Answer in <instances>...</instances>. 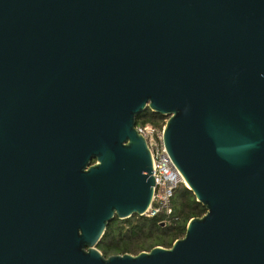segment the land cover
<instances>
[{"label": "water", "instance_id": "obj_1", "mask_svg": "<svg viewBox=\"0 0 264 264\" xmlns=\"http://www.w3.org/2000/svg\"><path fill=\"white\" fill-rule=\"evenodd\" d=\"M146 108L206 211L105 257L152 202ZM0 264H264V0H0Z\"/></svg>", "mask_w": 264, "mask_h": 264}, {"label": "trees", "instance_id": "obj_2", "mask_svg": "<svg viewBox=\"0 0 264 264\" xmlns=\"http://www.w3.org/2000/svg\"><path fill=\"white\" fill-rule=\"evenodd\" d=\"M165 120L166 116L146 108L137 115L136 124L161 128ZM171 206L173 211L167 218L163 213L154 216L133 214L124 219L115 216L107 224L97 248L108 257L123 253L137 254L154 246L170 247L175 239L184 235L188 220L206 211L184 183L174 189ZM163 220L164 225L161 224Z\"/></svg>", "mask_w": 264, "mask_h": 264}, {"label": "built area", "instance_id": "obj_3", "mask_svg": "<svg viewBox=\"0 0 264 264\" xmlns=\"http://www.w3.org/2000/svg\"><path fill=\"white\" fill-rule=\"evenodd\" d=\"M163 126L157 128L152 125L136 124L135 128L147 142L153 167L151 175L154 178V194L144 216L163 213L167 218L173 211L171 206L173 191L184 181L164 146Z\"/></svg>", "mask_w": 264, "mask_h": 264}]
</instances>
